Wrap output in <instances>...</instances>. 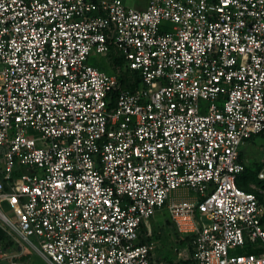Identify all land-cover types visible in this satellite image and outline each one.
I'll list each match as a JSON object with an SVG mask.
<instances>
[{"label": "built area", "instance_id": "1", "mask_svg": "<svg viewBox=\"0 0 264 264\" xmlns=\"http://www.w3.org/2000/svg\"><path fill=\"white\" fill-rule=\"evenodd\" d=\"M261 133L264 0H0V219L53 264H159L164 206L194 264H264Z\"/></svg>", "mask_w": 264, "mask_h": 264}, {"label": "rangeland", "instance_id": "2", "mask_svg": "<svg viewBox=\"0 0 264 264\" xmlns=\"http://www.w3.org/2000/svg\"><path fill=\"white\" fill-rule=\"evenodd\" d=\"M115 56L114 52L106 55L91 54L89 62L108 73H113L115 70L112 66V59ZM261 141L260 137L256 139V142L244 146V157L247 159V179L243 184L258 194L264 211V178L258 176L259 172L264 171V152ZM167 218L166 206L150 218L153 229L164 227V229L153 230V234L150 237L147 236L148 240L153 243L155 263L170 264V262L192 259V251L187 244V239L178 235ZM11 259L17 260L20 264H53L38 252L32 241L22 238L17 231L5 225L0 219V263Z\"/></svg>", "mask_w": 264, "mask_h": 264}, {"label": "trees", "instance_id": "3", "mask_svg": "<svg viewBox=\"0 0 264 264\" xmlns=\"http://www.w3.org/2000/svg\"><path fill=\"white\" fill-rule=\"evenodd\" d=\"M124 65H125V60L122 56L116 55L115 58L112 59V66H113L114 70L121 73L122 86L130 87V88L134 89L137 86V82L139 80V77L135 73L131 74L129 69L125 68ZM114 96H115V93H114L113 98L110 102V106H113ZM240 157H241V159H243L242 158L243 157L242 152L240 154ZM246 179H247V164H246L244 172L238 178V183L243 188H245L247 190H251V189L246 188L243 184ZM145 231H146V229L144 227L141 230V238H140L141 242H146L148 240V238L145 237ZM170 264H194V261H193V259H190V260H184V261H179V262H170Z\"/></svg>", "mask_w": 264, "mask_h": 264}, {"label": "crops", "instance_id": "4", "mask_svg": "<svg viewBox=\"0 0 264 264\" xmlns=\"http://www.w3.org/2000/svg\"><path fill=\"white\" fill-rule=\"evenodd\" d=\"M123 2L128 5V6H132V7H136V8H145L148 4V0H123ZM262 138V141H261V147L264 145V133H261V134H258V135H255L253 136L248 142L247 144H245L244 146L246 147L248 144H251L252 142H256V139L257 138ZM244 146H242L241 148V152L243 154V159L247 160L245 157H244ZM263 148V147H262ZM249 155V154H248ZM162 209V208H161ZM167 209V208H166ZM168 221V220H167ZM145 227L146 231L148 228H150L152 231L153 230H158V229H164V227H159L157 229H153L152 226H151V223L149 221L148 225H143L142 229ZM174 227V226H173ZM141 229V230H142ZM175 229V228H174Z\"/></svg>", "mask_w": 264, "mask_h": 264}]
</instances>
